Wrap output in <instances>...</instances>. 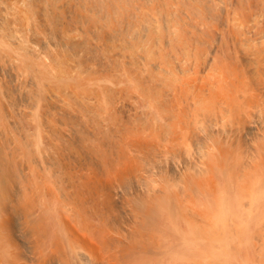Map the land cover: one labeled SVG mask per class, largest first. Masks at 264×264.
I'll list each match as a JSON object with an SVG mask.
<instances>
[{
	"label": "rangeland",
	"instance_id": "1",
	"mask_svg": "<svg viewBox=\"0 0 264 264\" xmlns=\"http://www.w3.org/2000/svg\"><path fill=\"white\" fill-rule=\"evenodd\" d=\"M232 1L215 0L212 6L217 17L214 18L208 10L199 9L194 0H127L128 3L119 0H0V264H79L80 258L72 248L77 252L75 245H78L81 252L86 251L79 231L84 227L73 214L77 202L94 225H101L116 235L110 247L119 253L127 255L134 246L145 247L147 240L154 244L152 236L156 237L155 234L162 238L168 221L174 219L173 214L178 217L175 209L170 211L167 206L174 202L177 207L196 210L200 217L196 222L187 214L184 220L189 224L187 232H193L197 228L194 229L193 224L197 223L200 227L196 231L200 235L193 234L205 237L198 241L195 236L198 243L193 242V248L202 247L198 251L203 256L201 263L207 264L215 253H220L224 248L220 244L226 242L223 231L227 227L223 226L222 230L221 225L222 232L217 230L221 232L220 238L218 233H206L205 229L210 226L208 219L212 220L210 214L215 210L207 197L213 192L209 189L210 173L197 166L207 168L216 164L225 174L220 155L228 147V136L218 134L220 122L196 117L200 112L195 116L194 109L199 111V104H194L191 91L181 88L177 81L182 46L174 32L178 24H184L179 27L182 41L190 35L184 30L193 27L197 32L206 29L204 34L207 32L210 36V29L218 28L219 33L231 21L230 28L226 25L223 28L227 34L243 20V10H248L245 5L250 2L259 7L260 14L264 13V2L260 0ZM225 9L231 10L229 18ZM221 20H225V24ZM139 22L145 23L144 27ZM163 22L166 25L162 26ZM153 24L158 27L155 25L153 29ZM262 25L258 26L260 30ZM145 27L148 30H144ZM218 37L221 39L220 35ZM167 40L168 45H163ZM171 40L178 47L176 44L174 47ZM255 40L251 43L259 44L262 40L264 44V36ZM210 60L212 68L207 64L203 74L216 90L219 65L214 63L213 57H209L208 62ZM209 121L213 125H209ZM201 123L209 126L210 131ZM205 130L210 133L208 136ZM184 149L190 151L192 157ZM231 170L226 173L234 180L233 186L244 172ZM193 183L201 193L207 191L209 195L205 198L196 193L197 190L192 194L188 188L197 189ZM194 194L205 198L202 206ZM168 195L173 203H169ZM173 196L177 198L174 200ZM164 203L169 213L164 210ZM1 209L6 215L3 216ZM248 209L240 207L243 231L238 230L234 235L241 237H237V244L235 238L234 243L229 239L231 248L225 249L236 251L238 255L235 252L234 256L243 254L239 261L235 258L231 262V258V264H264V218L263 224L256 220L259 225L247 228L246 221L250 215L252 217ZM49 219L51 226L47 228ZM45 220L48 221L44 224ZM153 221L160 223L153 224ZM169 223L167 227L171 228L174 222ZM137 229L149 230H145L146 233L141 230L143 235ZM179 229L178 233L182 228ZM135 231L145 245L135 244L139 240ZM182 232L178 235L183 237L187 232ZM227 233L228 241L231 236ZM241 234L246 237L242 238ZM142 237L147 240L145 238L144 242ZM166 237L167 244L163 243L166 251L184 242L181 237L178 242L179 236L175 238L177 241ZM214 239L219 242H211ZM183 242L179 250L175 247L178 252L184 251L181 250L185 248ZM169 261L201 264L200 260L194 262L182 255L171 256Z\"/></svg>",
	"mask_w": 264,
	"mask_h": 264
},
{
	"label": "bare ground",
	"instance_id": "2",
	"mask_svg": "<svg viewBox=\"0 0 264 264\" xmlns=\"http://www.w3.org/2000/svg\"><path fill=\"white\" fill-rule=\"evenodd\" d=\"M119 1L124 3L127 0H119ZM184 1H186V0H184ZM214 1L215 0H194V2H197V4L199 5V6H197V7H199V9L201 8V10H203V11H204V9H205V11L208 10L210 16L215 18V17H217V16H215L214 11H213L214 10L213 8H215V7L212 6ZM219 1H227V0H219ZM233 1H235V0H233ZM236 1H240V0H236ZM260 1L264 2V0H260ZM128 2H126V3H128ZM232 2H229L231 4V6H233ZM163 3L164 2H162V4ZM129 4H127V5H129ZM222 4H224V3H222ZM243 5H244V3H243ZM254 5H255V3H252V2H250V4H248V5H245V6H248L247 7L248 10L247 9L243 10V20L241 22H238L237 27L235 26V28L228 30V28L231 27L229 24L232 25V23H230L231 21H229V24L226 22L227 25L224 22L225 20L223 21L224 24L228 27L227 28V30H228L227 34L223 29L224 27H226L225 25L223 28H221L219 33H218V28H215L214 30L210 29L211 30L210 36L207 35L208 33L206 32V35L209 37H207L204 34L206 29L203 30V28H202V29H200L199 32H197L194 29L195 27H193L188 31L184 30L186 32V34L189 32L190 35H187L186 39L184 36L185 40L183 39L184 41H182L183 37H181V32L179 31L180 30L179 27L184 25V24H182V25L178 24L179 20H178L177 24L180 26L178 28H176L175 32H174L175 33V39L177 41H179L180 43H178V44L180 46H182L181 47V49H182L181 60L182 61L180 60V62H179L180 66L177 67V68H179L178 74L177 75L175 74V75L177 76V81H178L180 87L184 88V89L187 88L191 91V96L194 98V104H199V106L197 105L199 107V111L197 110L198 108L197 109L193 108L196 111L195 116L197 115L198 112H200L202 115L198 113L199 115L196 117L202 116L204 118H208L207 120H210L212 122L213 121H215L216 123L220 122L219 123L220 127L218 128V130H220L219 132H221V133L218 132V134L228 136V138L226 139V144H227L226 146H228V147L224 148L223 149L224 152H221V155H220L222 165H224L222 167V169L225 171V174L218 169L216 164L212 165V166H208L207 168L202 167L203 165L197 166V167H199L198 168L199 170L205 171L208 174L210 173L209 178H208L209 189L211 190L210 191L211 193L213 192V195L207 197V195H209V193L207 191H204L205 194L207 192L206 195L204 193H201L202 190L198 189L196 187L197 185L194 183H193V185L197 189L192 190L191 188H188V189H190V191H192L191 192L192 194L194 191L197 190L196 193L199 192V194L201 193L200 195L203 194L205 198L207 197L208 201L210 202L209 203L210 206L215 209L214 212L212 210V213L210 214V218H212V220L208 219L210 222V223L208 222V225L210 224V226L208 227V229L204 228L206 230V233H207V231H210V233H212V234H217L218 233L217 230H220L221 228L223 230V229H225L224 227H227L226 230L228 233L226 232V230L223 232L225 234L226 233L229 234V232H230V234H231V235L229 234V236H231V237H228V241L226 240L227 238H226V235L224 234V237H225L224 241H226V242H224V244L222 243V240H221L223 238L220 239L221 243L223 245H221L220 243H218L217 245L219 246V244H220V246H223L224 248L220 249L221 250L220 253H215L212 256L213 258L206 261L210 264H231V262H233V259L236 258L239 261L240 260L239 257H241L243 255L242 252H240L239 256H236V255L234 256V253L236 251L233 252L230 249H229L230 251L228 249L225 250L226 248H229V247L231 248L229 243L232 244V242L234 241L233 238H235V243H236V240H238L237 237H239L240 235L235 237L234 234H236L238 232V230H239V233H242V231H243L244 225L242 223V217L240 214V207H243V206L249 207L248 210L252 214V217L250 215V219H248L246 221L247 228H248V225H249V228L253 227L255 224L259 225L258 222H260V225H261V223L263 224V222H261V221L264 218V44L262 43V40L260 41L261 43H259V44L258 43H256V44L251 43V41L264 36V17H263L264 13L260 14V12H258L259 7L257 6L258 8H256ZM162 7H163V5H162ZM226 7H227V5H226ZM134 8H136L135 5H134ZM236 9H237V7H236ZM144 10H145V8H144ZM223 10L221 11V13L223 12ZM176 11H178V10H176ZM225 11H226V18H229L230 17L229 12L231 10L225 9ZM179 12H181V10ZM179 12L177 14H179ZM148 13L149 12H147V16H148ZM181 13H183V12H181ZM177 14H176V16H177ZM183 14H185V13H183ZM199 14H200V12H199ZM151 15L152 14H149V16H151ZM156 15H157V12H156ZM162 15H164V14H162ZM162 15H160V16L162 17ZM133 16H135V13ZM171 16H173V14H171ZM186 16H187V14H186ZM222 16L223 15H220L219 17L222 18ZM151 17H154V19L156 18L155 15H153ZM151 17H149V18H151ZM166 17H165V20L169 21L167 18H169L170 16H168L167 18ZM158 19H159V17H158ZM169 19L171 20V17ZM228 20L229 19H227V21ZM211 21H214V23L216 22L214 19ZM236 21H238V20H236ZM185 22H187V20H185ZM220 22L223 24L222 20ZM187 23H189V22H187ZM260 23L263 24L261 30H260L261 27L258 28ZM142 24H145V23H142ZM147 24H149V23H147ZM157 24H155V25H157ZM164 24L165 23L163 22L162 26ZM167 24H169V22ZM217 24H219V22ZM153 25L151 26L152 28L155 27V25L154 26ZM158 25L156 26V28L158 27ZM170 25H168V27ZM191 25H192V23L190 24V26ZM218 26L219 25H217V27ZM136 27H135V29L137 30ZM142 27H144V26L142 25ZM165 27H167V26H164V28ZM156 28H153V29H156ZM167 28H166V30H167ZM143 29L148 30L146 27ZM166 30H165V32H166ZM172 30H173V28H172ZM231 30H233V31H231ZM141 31H142V29H141ZM137 32L138 31H135V33H137ZM170 33H171V31H170ZM217 33H218V35H220L221 39H218L219 37H218ZM155 36H153V38ZM142 37H144V35ZM170 39H168V40H170ZM172 39H173V37H172ZM145 40H146V38H145ZM168 40L166 41L167 44L165 43L163 45H168V43H169ZM257 41L258 40H255V42H257ZM172 42L173 41L171 40V44H172ZM148 44H150V43H148ZM175 44H174V47L177 45V44L176 45ZM177 47H178V45H177ZM150 48H152V47H150ZM170 48H172V47H170ZM173 49H175V48H173ZM209 57H210V59H212V57H213L214 63L218 62V65H219V69H218L219 74L217 76L218 85H217L216 90H214V88L210 82L206 81L207 78L203 74V72L206 70V67L209 65V63L210 64L212 63L211 60H210L211 62H208ZM172 59H175V58H172ZM150 64H152V63H150ZM211 65H209V66H211ZM155 66H156V64H155ZM177 68L174 67V70ZM211 68H212V66H211ZM213 69H215V68H213ZM162 70H164V68ZM188 98H189V96H188ZM192 106H193V104H192ZM219 113H223V115H220ZM193 118L194 117H192V119ZM194 119H196V118H194ZM193 121L194 120H191V122H193ZM210 121L208 122L209 125L212 123ZM198 122H199V120H198ZM196 123H197V121H196ZM204 123H206L205 120H204ZM216 123H214V124L216 125ZM206 124L205 125L202 124V125L204 127L206 126L207 128H205V129L210 131V128L208 129L209 126H207ZM211 125H213V124H211ZM212 131H214V130H212ZM205 132H206V130H205ZM206 133H205V135H206ZM209 134L207 133V136ZM219 138H222V137L219 136ZM219 140H221V139H219ZM222 140L224 141V138ZM188 142H189V140H187V144H188ZM180 143L182 145V142H180ZM186 146L188 147V145H186ZM186 146H185V149H186ZM187 149H189V147ZM216 149H218V148H216ZM185 151H188V150H185ZM217 152H218V150H217ZM187 154H188V156L190 154L192 157V154L190 153V151H188ZM201 155H202V153H201ZM191 157L189 159H191ZM195 161L197 163V160H195ZM225 161H226V163H225ZM191 162H189V163L191 164ZM186 164L187 163L185 162V165ZM198 164H201V163H199V161H198ZM234 164H237L238 167L237 166L234 167ZM194 165H197V164H194ZM189 166H191V165H189ZM191 168H189V169L191 170ZM198 169H196V170H198ZM231 169L236 170L237 172L238 171L244 172V173H241V175H239L238 183L234 184L233 186H231V184H233L234 180L232 178H229L227 176L228 173H226V170H230V172H231L232 171ZM194 171H195V169H194ZM220 172L222 174H220ZM192 173H194V172H192ZM198 174H199V172H198ZM195 175H197V174H195ZM225 175L227 178H225ZM205 179L207 180V177ZM187 185H188V183H187ZM202 185H200V186H202ZM180 189H182V188H180ZM199 190H201V191H199ZM204 190H205V188H204ZM178 192H180V191H178ZM199 194H196V195L199 196ZM168 196H170V195H168ZM178 196H181V195H178ZM182 196H184V195L182 194ZM194 196H195V194H194ZM198 196H195V198H198L197 201H199L201 203V206H202V204H204V203H202V200H204V202H205V198L204 197L201 198L199 196L200 200H201L200 201ZM170 198H171V196H170ZM170 198H169V200H170ZM173 198H174V196H173ZM176 198L177 197L175 196L174 200ZM165 200H166V197H165ZM165 200H164V202H165ZM172 201H173V199L171 198V201H169V203L174 202V201L173 202ZM138 202L140 203V201H138ZM176 202H178V201L176 200ZM183 202H184V200H183ZM161 203H162V201H161ZM70 204H72V203H70ZM157 204L160 205L159 203H157ZM165 204L167 205V203H164L162 205L164 206ZM174 204H176V203L174 202ZM174 204H170L171 206L167 205V206H169L170 209L166 206L167 209H169L170 211L175 209L174 211L177 212V214H178V217H177V215L173 214L174 215L173 216L174 221L173 220L171 221V219L169 220L171 224H172V222H174L173 223L174 227H172L173 224L171 225L168 221V223L171 225L170 226L171 228H168L169 225L167 223L168 227L167 226H166V228L164 227L165 229H167L166 231L164 230V232L166 234L164 232H162V233H164V236H162L163 234H160L162 236V238L158 237L157 234H155L156 237L152 236L153 237L152 241L154 239V241H153L154 244H152V243L150 244L151 240L150 241L147 240V238H146L147 236L145 237L147 242H145V240H144L145 238L143 239V237H142V240L146 243V246L145 247L144 246H139V247L134 246V249L131 252H129L127 255H125L124 253H119L118 251H116L115 249H112L110 247V243L112 242V240L113 241L115 240L114 238L116 237V235H114L110 231H106V229L104 227H102L101 225H94L93 222L90 220V218L85 217L83 208L81 207L79 202H77L74 209H73V214L75 216H77V218L79 219L80 223L82 224V228L84 227V229L80 228L79 231L81 230L82 234L80 233V239H83L84 249L86 251V252H81L78 245H75L77 252L72 248V251L74 253H77V256L80 258L79 264H173L169 261V259L171 258V256L177 257L179 255H182L185 257H190L193 259L194 262H197L198 260H200L199 263H201L203 256H202V253L201 252L199 253L198 251L202 247H200V249H198L199 248L198 247L199 245H198L196 247L194 246V248H193V242H195L196 239L198 241H201V238L203 237V236H201V237L197 236L199 233H197L196 230L199 229L200 225H198L199 226L198 227V226H196L197 223L193 224V226L195 225L194 229L196 227L197 228L195 230L193 229L194 230L193 232L192 231L187 232V230L189 229L188 228L189 224L184 220V217L186 218L187 214L188 215L191 214V216H193V218L196 220V222L198 220H200V217H198L197 216L198 214L195 213L196 210H193V209L190 210L186 206H185V208H182L180 206L177 207L178 205H174ZM199 205L200 204H198V206ZM163 206H162V208H163ZM70 207H71L70 209L72 210V206H70ZM187 208H188V210H187ZM165 209L166 208L164 206V210ZM167 209H166V211H167V213H169L170 211H168ZM162 210L163 209H161V211ZM2 213L4 216V215H6L7 212L5 211V214H4V211H3ZM73 214L71 213V215H73ZM171 214H172V212H171ZM179 214H181V215H179ZM169 215L170 214H168V216H167L168 219L170 218ZM180 217L181 218L183 217V220ZM175 218H176V220H175ZM177 218H179V219H177ZM9 220H10V218H9ZM202 220L203 219H201V221ZM256 220H258V222L255 223ZM47 221L45 220L44 224L47 223ZM49 221H50V219H49ZM158 222L156 221V223H154V221H153V224H158ZM224 222H225V224H224ZM49 225L51 226V221H50V224L47 223V225H46L47 228L49 227ZM221 225H222V227H221ZM157 227H158V225H157ZM44 228H45V226H44ZM179 228H182L181 232L182 231L184 232V230H186L188 235L186 236V234H187L186 232H184V233L182 232L183 234L186 233L185 235L182 234L183 237L181 235H178V234H181V232L178 233L180 231ZM253 228H251V229H253ZM50 229L51 228H49L48 232L51 231ZM151 229H150V231L152 233L154 230L152 229L153 230L152 231ZM260 229L263 230L262 228H259V230ZM45 230L47 231L46 228H45ZM134 230H135V228H134ZM139 230L140 231H138V229H137V231L140 232V234H143V233H141V230L142 231L144 230V232L146 233L145 230H147V232H148L149 229H139ZM222 230H220V231L222 232ZM125 231H124V234H125ZM150 231H149V233H150ZM138 232L135 231V234L139 238V240L137 239L138 241L136 240L137 243H135L137 245L139 244L138 242H140V243L142 242V241H140L141 237L137 234ZM194 232H196L197 235H196V233L194 235L193 234ZM221 232H219V233L221 234ZM148 234H146V235H148ZM220 234L218 235L219 238H220ZM82 235H84V236H82ZM143 235H145V234H143ZM166 235H167V237H166ZM175 235H177V237L179 236V238L177 239V237ZM204 235H206V234H204ZM232 235H234V236L232 237ZM241 235H242V238H244L245 234L244 235L241 234ZM134 236L135 235H133V237ZM137 236H135V238H137ZM184 236H186V237L184 238ZM263 236H264V234H263ZM165 237L168 239H172V240H174L176 238L178 240V242H179V239L181 237V240H184V242L180 241V244L182 242H183V244L185 243L184 244L185 248L181 249L182 247H184V245H182L180 249L184 250V251L178 252L176 250V248L178 249L180 247L179 246L180 244L176 243V241H177L176 239H175L176 240L175 243L178 245V246L175 245L176 248L172 246L170 249H168V251L164 250L163 249V243L167 244V242L165 241L166 240ZM192 237L194 238V239H192L194 241L191 240ZM203 238H205V237H203ZM211 238H212V235H211ZM216 238H218V237H216ZM242 238H240V239L242 240ZM229 239H232V242H229L230 241ZM240 239H239V241L241 243ZM216 240L219 242V239L211 240V242L216 241ZM123 241H125L124 238H123ZM167 241H169L171 244L174 243L173 241H172L173 242L172 243L171 240H167ZM119 242H120V240H119ZM145 243L144 244L141 243V244L145 245ZM147 243H149L148 245L150 247L147 245ZM195 243H196L195 245H197L198 242L196 241ZM195 248H197L198 250ZM204 249H203V251H204ZM234 249H235V247H234ZM238 249H240V246ZM174 251H177L178 253H174L175 255H172L173 254L172 252H174ZM239 251L240 250H238V252ZM231 253H233V254H231ZM235 254L238 255L237 252ZM197 255H199V256H197ZM200 256H201V258H200ZM231 258H232V260H231ZM230 260H231V262H230ZM236 263L237 262H235V264Z\"/></svg>",
	"mask_w": 264,
	"mask_h": 264
}]
</instances>
